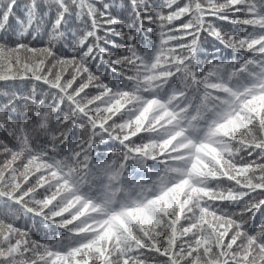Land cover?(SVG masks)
<instances>
[{"label":"snow or ice","instance_id":"6c2138e0","mask_svg":"<svg viewBox=\"0 0 264 264\" xmlns=\"http://www.w3.org/2000/svg\"><path fill=\"white\" fill-rule=\"evenodd\" d=\"M0 264H264V0H0Z\"/></svg>","mask_w":264,"mask_h":264}]
</instances>
